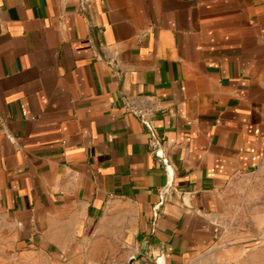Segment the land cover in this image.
<instances>
[{"label": "crops", "instance_id": "obj_1", "mask_svg": "<svg viewBox=\"0 0 264 264\" xmlns=\"http://www.w3.org/2000/svg\"><path fill=\"white\" fill-rule=\"evenodd\" d=\"M0 264H264V0H0Z\"/></svg>", "mask_w": 264, "mask_h": 264}, {"label": "water", "instance_id": "obj_2", "mask_svg": "<svg viewBox=\"0 0 264 264\" xmlns=\"http://www.w3.org/2000/svg\"><path fill=\"white\" fill-rule=\"evenodd\" d=\"M161 158H162V155L160 154V152L157 153ZM163 162L167 165V161L166 159L162 158Z\"/></svg>", "mask_w": 264, "mask_h": 264}]
</instances>
